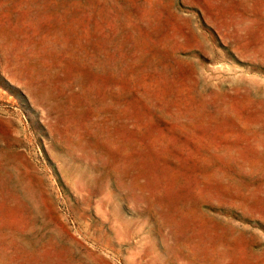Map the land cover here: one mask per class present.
I'll return each instance as SVG.
<instances>
[{
    "label": "rangeland",
    "instance_id": "374dc122",
    "mask_svg": "<svg viewBox=\"0 0 264 264\" xmlns=\"http://www.w3.org/2000/svg\"><path fill=\"white\" fill-rule=\"evenodd\" d=\"M0 264H264V0H0Z\"/></svg>",
    "mask_w": 264,
    "mask_h": 264
}]
</instances>
